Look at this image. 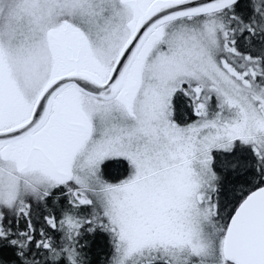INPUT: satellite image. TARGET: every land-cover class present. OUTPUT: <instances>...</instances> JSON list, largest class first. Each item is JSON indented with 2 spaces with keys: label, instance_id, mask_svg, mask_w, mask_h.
Wrapping results in <instances>:
<instances>
[{
  "label": "snow or ice",
  "instance_id": "snow-or-ice-1",
  "mask_svg": "<svg viewBox=\"0 0 264 264\" xmlns=\"http://www.w3.org/2000/svg\"><path fill=\"white\" fill-rule=\"evenodd\" d=\"M0 264H264V0H0Z\"/></svg>",
  "mask_w": 264,
  "mask_h": 264
}]
</instances>
